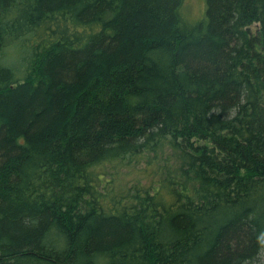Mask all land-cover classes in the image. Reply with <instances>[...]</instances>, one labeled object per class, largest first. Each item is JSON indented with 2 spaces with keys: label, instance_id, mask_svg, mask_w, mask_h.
Wrapping results in <instances>:
<instances>
[{
  "label": "trees",
  "instance_id": "obj_1",
  "mask_svg": "<svg viewBox=\"0 0 264 264\" xmlns=\"http://www.w3.org/2000/svg\"><path fill=\"white\" fill-rule=\"evenodd\" d=\"M183 5L0 0V264H264V0Z\"/></svg>",
  "mask_w": 264,
  "mask_h": 264
},
{
  "label": "rangeland",
  "instance_id": "obj_2",
  "mask_svg": "<svg viewBox=\"0 0 264 264\" xmlns=\"http://www.w3.org/2000/svg\"><path fill=\"white\" fill-rule=\"evenodd\" d=\"M203 11L204 0H184L183 14L188 20L195 21L201 18Z\"/></svg>",
  "mask_w": 264,
  "mask_h": 264
}]
</instances>
